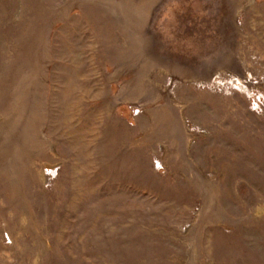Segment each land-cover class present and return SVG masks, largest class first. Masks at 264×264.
I'll return each mask as SVG.
<instances>
[{"label": "rangeland", "instance_id": "1", "mask_svg": "<svg viewBox=\"0 0 264 264\" xmlns=\"http://www.w3.org/2000/svg\"><path fill=\"white\" fill-rule=\"evenodd\" d=\"M0 264H264V0H0Z\"/></svg>", "mask_w": 264, "mask_h": 264}]
</instances>
